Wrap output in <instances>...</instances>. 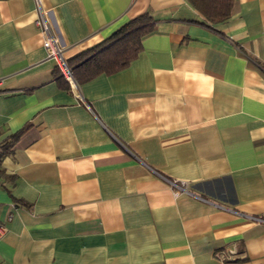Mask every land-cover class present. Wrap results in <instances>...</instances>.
<instances>
[{
    "label": "crops",
    "instance_id": "obj_1",
    "mask_svg": "<svg viewBox=\"0 0 264 264\" xmlns=\"http://www.w3.org/2000/svg\"><path fill=\"white\" fill-rule=\"evenodd\" d=\"M39 5L67 60L155 25L70 88ZM0 153V264H264V0H0Z\"/></svg>",
    "mask_w": 264,
    "mask_h": 264
},
{
    "label": "trees",
    "instance_id": "obj_2",
    "mask_svg": "<svg viewBox=\"0 0 264 264\" xmlns=\"http://www.w3.org/2000/svg\"><path fill=\"white\" fill-rule=\"evenodd\" d=\"M187 1L200 13L204 22L215 23L230 16L236 0ZM154 25V19L150 14H140L129 19L98 44L68 59L76 83L90 80L102 73L111 74L125 68L138 55L142 48V38L154 30ZM55 68L71 88L57 65ZM22 131L13 133L12 137L15 138Z\"/></svg>",
    "mask_w": 264,
    "mask_h": 264
},
{
    "label": "built area",
    "instance_id": "obj_3",
    "mask_svg": "<svg viewBox=\"0 0 264 264\" xmlns=\"http://www.w3.org/2000/svg\"><path fill=\"white\" fill-rule=\"evenodd\" d=\"M39 11H40V18L38 19L37 23L39 24L43 32L44 37H43L42 45L47 51V56L55 61L61 74L69 81L71 88H75L76 81L72 74L70 66L68 65V60L65 58L63 54V49L60 46L56 36L52 32L51 27L49 26L47 19L45 18L40 8V5H39ZM169 183L171 189H173L174 196H178L183 192H187V182L185 180L170 179ZM253 218H258V217L253 216ZM6 232H7L6 225L0 223V237H2Z\"/></svg>",
    "mask_w": 264,
    "mask_h": 264
}]
</instances>
